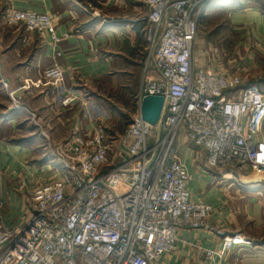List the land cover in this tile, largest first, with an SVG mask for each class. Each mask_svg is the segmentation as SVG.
<instances>
[{
    "label": "built area",
    "instance_id": "built-area-1",
    "mask_svg": "<svg viewBox=\"0 0 264 264\" xmlns=\"http://www.w3.org/2000/svg\"><path fill=\"white\" fill-rule=\"evenodd\" d=\"M141 1L145 76L121 135L108 141L100 130L86 137L78 124L68 140L55 143L39 115L26 109L45 139L52 175L32 190L28 177L19 179L26 208L16 224L6 223L7 203L0 197V264H163L181 230L214 229L213 206L187 187L192 175L181 161V145L195 149L213 170L264 175V87L223 68L222 43L207 67L194 65L200 17L212 0ZM4 21L40 35L49 31L54 45L61 41L51 10L11 7ZM65 75L58 64L42 72L54 87ZM2 85L10 91L5 80ZM16 90L9 95L18 103ZM148 95L165 98L156 125L141 115ZM220 233L218 247L201 248L206 264H222L235 247L250 244L241 234Z\"/></svg>",
    "mask_w": 264,
    "mask_h": 264
},
{
    "label": "crops",
    "instance_id": "crops-1",
    "mask_svg": "<svg viewBox=\"0 0 264 264\" xmlns=\"http://www.w3.org/2000/svg\"><path fill=\"white\" fill-rule=\"evenodd\" d=\"M247 1L212 0L200 17L194 65L207 67L222 43L244 83L264 85V0ZM89 4L93 7L87 12ZM11 7L51 10L61 41L54 45L49 31L40 35L8 26L4 13ZM145 17L141 0H0V197L7 203L6 223L20 222L26 208L19 179L28 177L32 190L52 175L45 139L26 109L39 115L55 143L68 140L78 124L86 137L100 130L108 141L119 136L136 111L135 98L144 81ZM55 64L66 70L59 87L42 77ZM2 80L10 91L17 89L18 103ZM23 84L28 87L18 89ZM70 97L76 98L64 104ZM260 136L264 140V127ZM180 154L192 175L187 184L191 194L214 208V229L181 230L163 264H206L201 248L218 247L220 230L250 242L235 247L222 264H264V183L250 185L264 178H251L236 168L213 170L190 147L181 145ZM225 175L231 180H223Z\"/></svg>",
    "mask_w": 264,
    "mask_h": 264
},
{
    "label": "water",
    "instance_id": "water-1",
    "mask_svg": "<svg viewBox=\"0 0 264 264\" xmlns=\"http://www.w3.org/2000/svg\"><path fill=\"white\" fill-rule=\"evenodd\" d=\"M165 98L161 95H148L141 105L142 118L152 125H156L160 120Z\"/></svg>",
    "mask_w": 264,
    "mask_h": 264
},
{
    "label": "rangeland",
    "instance_id": "rangeland-1",
    "mask_svg": "<svg viewBox=\"0 0 264 264\" xmlns=\"http://www.w3.org/2000/svg\"><path fill=\"white\" fill-rule=\"evenodd\" d=\"M245 2L246 3H248V1L247 0H245ZM216 21V24H218V22L220 21V20H218V18H217V20H215ZM202 23V22H201ZM243 49H244V47L243 48H240V50H241V53L243 52ZM222 53H223V55H224V59H223V61H224V63H222L223 65H225V67L226 68H228V69H230V70H232V71H234V70H236L238 67L236 66L237 64L235 63V62H233V60H232V58L229 56V55H227L226 56V54H228L227 53V50H226V46H224L223 47V51H222ZM263 79V78H262ZM261 85H263V83H261ZM263 87H264V85H263ZM131 114H133V113H131ZM132 116V115H131ZM128 121V120H127ZM129 123H127V125H128ZM127 127V126H126ZM125 127V128H126ZM125 128H124V130H125ZM124 130L123 131H121V132H119L120 134L119 135H121L123 132H124ZM247 173H248V175H250L249 177H251V178H259V176H258V174H256L255 172H253V173H251L250 172V170L249 171H246ZM244 174H246L245 173V171L243 172ZM247 175V174H246ZM231 180V179H230ZM262 183H264V181H262L261 183H250V185H252V186H254V185H256L257 184V186H260ZM224 185H225V183H224ZM254 188H256V187H254Z\"/></svg>",
    "mask_w": 264,
    "mask_h": 264
},
{
    "label": "bare ground",
    "instance_id": "bare-ground-1",
    "mask_svg": "<svg viewBox=\"0 0 264 264\" xmlns=\"http://www.w3.org/2000/svg\"><path fill=\"white\" fill-rule=\"evenodd\" d=\"M259 176V178H262V177H264V175H258Z\"/></svg>",
    "mask_w": 264,
    "mask_h": 264
}]
</instances>
